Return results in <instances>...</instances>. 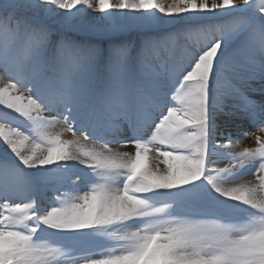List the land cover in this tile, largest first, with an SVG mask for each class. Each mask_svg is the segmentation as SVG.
I'll return each instance as SVG.
<instances>
[{
    "label": "snow or ice",
    "instance_id": "6c2138e0",
    "mask_svg": "<svg viewBox=\"0 0 264 264\" xmlns=\"http://www.w3.org/2000/svg\"><path fill=\"white\" fill-rule=\"evenodd\" d=\"M0 68L28 126L0 119V264H264V136L216 140L220 115L264 133V0H0Z\"/></svg>",
    "mask_w": 264,
    "mask_h": 264
},
{
    "label": "rangeland",
    "instance_id": "374dc122",
    "mask_svg": "<svg viewBox=\"0 0 264 264\" xmlns=\"http://www.w3.org/2000/svg\"><path fill=\"white\" fill-rule=\"evenodd\" d=\"M164 2H170V0H164ZM57 11H60L62 14H64L63 10H57ZM60 18L61 17H57V19H60ZM49 23L56 30H58V31L61 30V25L60 24H58V23L57 24H52L51 21H49ZM72 23L74 25H79L81 28H87L88 25L103 26V25H105L108 22L104 19V17L102 16L101 13L93 11V10H86L81 15L80 18H78L77 20L72 21ZM67 34L69 36L73 37V38H76V39L92 40V41H94L96 43H100L101 40L103 39L104 42H105V45H106V39L105 38L94 36L90 32H87V31L67 30ZM141 38L142 37L140 36V34L135 32V31H125V32L117 33L113 37V39H115V40H128V41L135 42L137 44L139 43ZM230 53H231V49L229 50L228 53H226V56H230ZM230 65H231V60H230ZM230 75L232 76V82L233 83H235V84H239L240 83L239 76L242 75L241 72H233V73H230ZM1 81L4 82V83L9 82V74L7 72H5L2 68H0V82ZM3 84L0 83V86H2ZM259 88H260V83L258 81H253L251 83V85L249 87H247L246 90H247L248 94L253 99L259 100L260 99V93L258 91ZM21 91H23V89H21ZM225 102H226L227 105H229V107H231L233 104H236L238 101L235 100L232 97H228ZM230 102H232V103H230ZM52 114L55 115L56 113H52ZM239 115H241V114L238 113L235 116L239 118ZM220 116H223V115H220ZM235 116H233L231 118L228 117L229 118L228 122L229 123L233 122L235 119L238 121V118H235ZM0 119H2L3 122L9 123V124H11L13 126H18L22 130L28 131L27 122L22 117H19L18 114L12 112L9 109L4 108L3 106H0ZM262 120H264V118ZM247 121L251 123L252 130L251 129L249 131L248 130H246V131L244 130V132L251 133V135H248L247 137H248V140L250 141V144H251L250 147H255V136H257V135L264 136V133L258 132V130H257L258 123H253L252 121H250L248 119H247ZM240 123L241 124L239 125V127H241L242 129H244V128L248 129V127L250 126V125H247L246 121H241ZM226 136L225 135L224 136L218 135L216 137V140L219 143H224ZM232 136L236 137V134H233ZM121 138L124 139L126 137H121ZM232 139H233V142H234L233 146L234 145H241V143L244 142V140H245L244 138H242L244 140H239V139L234 138V137H232ZM127 147H129L131 150L134 149L130 145L127 146ZM5 152H9L10 153V150H8L7 146L3 145L2 141H0V157H4ZM217 161H219L220 163L222 162L221 165H224L225 167L229 166V163H230L229 160H227V159H220V160H217ZM219 162L216 163V165H215L216 167H221ZM257 166H258V162L254 163L253 165L250 166V168H252L251 173L255 171V168ZM83 168H84L83 165H79L78 163L74 164V170H80V169H83ZM79 174L83 175L82 172H80ZM73 179H75V176L73 177ZM55 195H56V193L50 187L40 186V187L37 188V195H36L37 203L39 204L40 207L47 208V207L51 206V201L53 200ZM104 243L105 242L102 241V240L97 241L96 242V245H97L96 251L103 250Z\"/></svg>",
    "mask_w": 264,
    "mask_h": 264
},
{
    "label": "bare ground",
    "instance_id": "6f19581e",
    "mask_svg": "<svg viewBox=\"0 0 264 264\" xmlns=\"http://www.w3.org/2000/svg\"><path fill=\"white\" fill-rule=\"evenodd\" d=\"M1 84H3L4 82H0ZM256 94V93H255ZM230 103H232V102H230ZM229 106V105H228ZM235 118H238V117H236L235 116ZM228 117H224V116H219L218 117V120H217V123L219 124V126H220V130L224 133V135L226 136V135H228L229 133L231 134V136L233 135V134H236V137L235 136H232V137H234V138H237V139H239V140H244V142H242L241 143V145H234L233 146V148H232V151H240V150H242L243 148H245V147H250V141L248 140V137H245L244 135H243V133H246V132H244V130L246 131V130H252V125H251V123L250 122H248L247 121V119L246 118H244V116H243V114H241V115H239V118H238V121L235 119L233 122H228ZM263 119V118H262ZM241 121H246L247 122V125H250L249 127H248V129H246V128H244V129H242L241 127H239V125L241 124L240 122ZM222 127V128H221ZM241 128V129H240ZM57 130H59V129H57ZM64 138H71V134H69V133H66L65 134V136H64ZM242 138H244V139H242ZM247 138V139H246ZM120 150L121 151H129V152H134V149L133 150H131L129 147H121L120 148ZM220 160V159H219ZM222 161V160H221ZM217 162H219V161H217ZM220 163V162H219ZM222 163V162H221ZM221 163H220V165H221ZM228 163V162H227ZM225 164V163H224ZM228 165V164H227ZM221 167H225L224 165H221ZM251 171H252V168H246V169H244V172L246 173V175H245V178H252V179H254V177L253 176H251Z\"/></svg>",
    "mask_w": 264,
    "mask_h": 264
}]
</instances>
